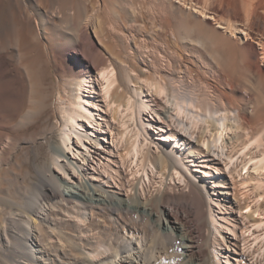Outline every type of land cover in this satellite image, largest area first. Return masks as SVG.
Instances as JSON below:
<instances>
[{
  "label": "bare ground",
  "instance_id": "1",
  "mask_svg": "<svg viewBox=\"0 0 264 264\" xmlns=\"http://www.w3.org/2000/svg\"><path fill=\"white\" fill-rule=\"evenodd\" d=\"M43 1L0 0V79L15 74L31 85V70L37 67L40 72L37 82L40 84L43 79L42 67H45L48 53H53V61L57 64L63 48L62 34L58 25H54L50 37L52 42L49 41L50 20L43 9ZM143 1L148 5L146 12L152 23L158 21L165 29L173 27L172 14L177 0ZM233 1L243 11L247 21L251 18V26H247L248 22L245 23L246 21L241 19L231 24L223 22L218 16L226 10L221 7H213V11H209L196 6L192 8L185 6L183 10L190 11L195 16L196 23L189 26L186 22L175 19L173 28L177 37L176 50L179 52L174 58L175 61L171 62L168 52L162 54L166 48L163 50L157 43L156 45L154 42L146 41L139 43L136 59L140 67H154L151 70L153 79L148 77L150 80H145L144 85L149 90L162 94L165 101L169 102V117L173 123L171 131L174 134L191 137L198 133L192 148L198 151L207 148V151L216 155L225 166L239 162L245 168L246 164L253 160V168L263 170L264 113L260 111V107L264 105V0ZM177 7L182 8L180 5ZM131 11L134 12V8H131ZM67 15L72 16V12H67ZM113 28L112 25H108L107 30L111 31ZM85 42L93 48L96 47L91 36L84 32L69 42L66 50L74 59L81 55L80 61L85 67L86 74L101 67L81 54ZM53 44L56 48L52 47ZM184 51L197 57L198 66L205 67L206 74L213 76V79L216 78L215 75L220 81L223 79L225 81H221L223 86L220 85V81H217L219 85L210 81V77H205V84L201 83L204 85L198 82L187 84L178 78L172 80L168 78L169 75H167L169 81L163 82L164 76L159 75V67H183L181 58L185 56ZM172 55L174 57V53ZM102 67L110 66L106 64ZM110 71L111 69H107L106 75H103L106 94L114 82V74ZM76 80L72 77L71 83L76 84ZM250 80L254 82L252 87L249 85ZM244 88L251 90L245 93ZM75 90L71 102L65 107L59 106L61 118L59 138L63 147L74 150L76 154L85 155L88 151L84 144L85 140L93 137L84 129L83 124L93 123L95 117L86 103L88 101L82 97L79 87ZM11 92V87L0 88V110L6 106ZM121 100L127 107L131 104L126 95ZM133 106L128 121L129 124L136 122V127H140L142 133L139 132L140 128L139 130L134 128L132 137L127 136V152L123 154V161L129 157L134 160L137 153H142L145 141H142L144 136H141L145 133L144 124L139 118L144 102L140 100ZM42 117L43 106L28 100L21 119L34 124ZM0 120H4L3 117L0 116ZM238 129L244 132L236 133ZM228 130L234 132L232 136L237 142L235 140V143L232 142L233 138L231 140L230 137L225 141ZM92 132H95L94 128ZM42 134L47 136L44 132ZM163 134L168 136L170 132L166 130ZM72 143L77 145L78 149L73 148ZM144 158L146 163L151 161L163 173L168 170L169 177L184 183L183 188L178 189L166 184L163 188H157L156 193L150 198L142 200L139 188L142 180H139L136 186L137 195L122 198L108 193L100 185L88 182H79L58 190L60 187L55 188L53 179L43 174L37 182L41 183L44 189L50 187L55 189L53 193L44 191L42 195L44 200L52 201L65 194L69 197L83 198L90 204L72 205V208H68L59 203L55 205L57 211H52L38 220L31 215L34 210L31 202L35 192H30L24 204L15 202L12 206L13 214L17 216L11 229L12 262H18V258H23L33 264H102L103 256L107 255L112 258L110 263L114 264L117 261L114 257H120V253L132 248L129 243L123 242L125 234H128L134 236L138 243L146 241L147 250L139 260L137 257L136 259L130 256L121 257L119 264H167L165 261L151 260L153 252L160 247L167 251L165 254L169 258L168 248L175 247L185 264H218L220 259L213 249L222 243L221 239L216 237L221 227L216 223L215 214L202 188L187 176L188 168L185 170L182 168L183 165L173 152L163 151L160 154L148 152ZM33 187H36V182ZM246 206L248 199L239 209ZM260 206L264 208V202ZM258 209L257 205L254 211ZM85 210L89 211L91 216H88ZM65 213L76 218L74 219L76 221L64 220ZM144 216L150 217L151 221L144 223L146 221H143ZM30 220L35 226L31 238L26 236L25 229L20 224L21 221L29 224ZM252 220L259 221L253 218ZM153 227L156 229L162 227L163 234L160 232L149 234ZM160 237L164 239H161L159 245ZM28 240L33 242L32 246L37 247L39 257H33L26 250L29 248ZM259 252L264 258V246Z\"/></svg>",
  "mask_w": 264,
  "mask_h": 264
},
{
  "label": "rangeland",
  "instance_id": "2",
  "mask_svg": "<svg viewBox=\"0 0 264 264\" xmlns=\"http://www.w3.org/2000/svg\"><path fill=\"white\" fill-rule=\"evenodd\" d=\"M123 1L44 0L43 9L50 20L49 41L52 42L50 37L54 25H58L62 34L63 48L57 64L53 61V53H48L45 67H42L43 79L40 84L37 82L40 75L37 67L31 70V85L15 74L0 79V88L11 87L13 92L9 94L6 106L0 110V116L4 119L0 120V264H33L23 258H18V262H12L11 229L17 218L13 214L12 207L15 202L24 204L30 192H35L31 202L34 209L31 215L38 220L52 211H57L55 205L59 203L68 208H72V205L90 204L83 198L69 197L65 194L52 201L44 200L43 192L53 193L55 189L51 187L44 189L42 184L37 182L43 174L53 179L55 188L60 187L58 190L64 186L88 182L100 185L108 193L122 198L137 195L136 186L138 181L142 180L139 186L141 193L140 191L139 193L140 198L146 200L156 193L157 188H163L166 184L178 189L184 186L182 181L169 177L168 170L163 173L151 161L145 162L144 157L148 152L160 154L163 151L173 152L183 165L182 168L184 170L188 168L187 176L202 188L215 214L216 223L221 230L220 234L214 236L222 242L213 249L219 256L218 264H264L263 254L259 252L264 246V208L260 206L264 202V169L255 170L253 160L248 162L245 168L239 162L232 165L234 168L231 165L226 167L216 155L208 152L207 148L200 151L192 148L198 133L191 137L174 134L171 131L173 123L169 117V102L165 101L162 94H157L144 85L145 80L153 79L151 70L154 67H140L136 59V49L141 42L146 41L157 43L160 48L163 47V50L166 48L162 54L168 52L171 62L175 61L176 54L179 55L175 44L176 32L173 28L175 19L182 20L189 26L196 23L195 16L190 11L183 10L185 6L191 8L196 6L209 11H213V7H221L226 11L218 16L219 19L230 24L239 22L241 19L246 21L245 23L248 22L247 26H251V18L247 21L243 11L235 5L233 0H177L176 4L182 8L176 5L175 13L172 14L174 20L171 26L173 27L165 29L162 24L159 25L158 21L156 22L158 24L152 23L146 12L148 5L145 1ZM131 8H134V12ZM67 12H72V16H68ZM108 25L114 28L108 31ZM84 32L91 36L96 47L93 48L85 42L81 54L101 67L86 74L85 67L80 61L81 55H77L78 58L74 59L66 50L68 43ZM53 45L52 47L56 48L55 44ZM171 53H174V57ZM184 54L186 57L181 58L183 67H159L158 73L164 76L163 82L167 83L168 78L172 80L178 78L187 84L195 82L205 84V77H210L209 80L218 85L219 83L221 85V81L225 82L223 79L220 81L217 75L213 79V76L206 74L205 67L198 66L195 55L187 51H184ZM106 64L110 67H102ZM107 69H111L110 72L114 74V82L106 94L104 93L106 82L103 75H106ZM167 75H169L168 78ZM72 77L77 79L76 84L71 83ZM217 81L220 82L217 83ZM249 85L252 87L254 82L250 80ZM77 87L82 97L88 101L86 103L95 117L93 123L84 122L83 124L84 129L93 137V139L85 140L84 144L88 150L85 155L76 154L74 150L63 147L59 138L61 119L59 106L65 107L71 102ZM243 90L248 93L251 89ZM124 95L131 100L129 107L121 102ZM28 100L43 106V117L34 124L21 119ZM140 100L144 102L145 107L139 114L145 130V133L141 134L142 137L144 136L143 139L141 138L142 141L145 140L142 153H137L134 160L127 156L130 159L123 161V154L127 152V136L132 137V131L140 128L136 127V122L129 124L130 121H128L134 103ZM260 111L264 113V105L260 107ZM93 128L95 132H92ZM166 130L170 132L168 136L163 134ZM240 131L238 129L235 132L240 133ZM43 132L47 136H43ZM232 133L234 134L228 130L225 141L229 137L232 140L234 136ZM234 140L237 142L234 138L232 142L235 143ZM72 145L73 148L78 149L77 145L73 143ZM246 199H248V206L239 209ZM257 205L259 209L254 211ZM85 212L91 216L89 211L85 210ZM65 214L64 218H66L62 219L76 221L73 216ZM144 218L143 221L146 220L144 223L151 221L150 217L144 216ZM252 218L259 221H253ZM20 224L24 227L26 236L31 238L35 230L32 220L29 224L23 221ZM156 232L163 234L164 231L162 227L159 229L153 227L149 230V234ZM159 239L160 245L164 237ZM123 242L129 243L132 248L124 250L120 253V257H114L113 254V257L117 259L114 264H119L121 257L130 256L134 259L137 257L139 260L147 250L146 241L138 243L134 236L125 234ZM32 243L28 240L29 248L26 250L33 257H39V251L36 246H32ZM160 248L153 252L151 260L154 262L185 264L175 247L168 248L170 258L165 254L167 251ZM103 258L102 264H111L112 258L110 259L107 255Z\"/></svg>",
  "mask_w": 264,
  "mask_h": 264
}]
</instances>
